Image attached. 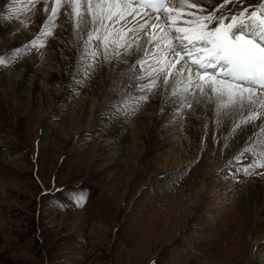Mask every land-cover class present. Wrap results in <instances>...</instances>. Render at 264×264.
<instances>
[{"label":"rangeland","instance_id":"1","mask_svg":"<svg viewBox=\"0 0 264 264\" xmlns=\"http://www.w3.org/2000/svg\"><path fill=\"white\" fill-rule=\"evenodd\" d=\"M40 3L23 12L14 5V12L27 14L30 21L19 23L17 34L33 35ZM17 15L0 19V26L7 30ZM72 21L61 16L48 24L45 29L52 35L43 47L28 46L18 55L0 47L17 61L6 58L0 65V264H247L258 253L264 263V176L256 174L264 171L256 167L248 174L240 168V185L233 191L231 165L222 162L242 151L244 137L234 141L230 121L221 130L213 126L215 118L197 119L199 113H169L164 119L154 106L164 95L160 88L135 111L124 110L118 91L121 97L91 113L87 85L72 82L71 72L66 77L57 68L68 60L74 70L73 56L81 51L65 34ZM6 30L4 37L14 44L17 35ZM30 59L39 60L34 66L38 78L58 74L53 86L42 83L37 92L31 78L21 85L15 65ZM62 92L68 106L55 100ZM106 112L121 118L115 127L111 120L97 126L95 118ZM156 119H164L156 140L161 150L140 154L122 149L123 139L131 140L135 131L149 141ZM110 127L122 132L112 142ZM84 134L91 140L82 146ZM202 138L207 139L204 147ZM165 159L168 173L159 175ZM169 177L176 180L165 189L162 183ZM249 185L256 188L248 192ZM198 193L214 217L212 227L196 226L204 208L191 220L183 209L185 198Z\"/></svg>","mask_w":264,"mask_h":264},{"label":"snow or ice","instance_id":"2","mask_svg":"<svg viewBox=\"0 0 264 264\" xmlns=\"http://www.w3.org/2000/svg\"><path fill=\"white\" fill-rule=\"evenodd\" d=\"M38 3L11 0L0 19L16 15L13 5L23 12ZM43 12L39 35L13 49L17 55L43 47L52 35L45 26L61 15L74 20L78 71L113 70L124 110H137L160 88L165 116L199 113L197 119L215 118L217 127L230 121L229 135L245 140L234 159L256 157L243 169L248 174L264 168V0H44Z\"/></svg>","mask_w":264,"mask_h":264},{"label":"bare ground","instance_id":"3","mask_svg":"<svg viewBox=\"0 0 264 264\" xmlns=\"http://www.w3.org/2000/svg\"><path fill=\"white\" fill-rule=\"evenodd\" d=\"M40 2H42V3H40L39 4V9H38V11H39V15L37 16V17H35L36 19V22L33 24V22H32V26L34 27V28H30L31 30H32V32H33V35L32 36H30V35H25V34H22V33H19V34H17L18 33V30H19V27H20V25H19V23H22L23 24V22L24 23H28V22H30V21H28V19H25L26 18V16H27V14L26 15H17L18 13H16V15L18 16V19L16 20V21H11V26L10 27H7V30H6V28L3 26V27H1L0 26V47L1 48H4V51L5 52H7V54L9 55V54H11L12 52H13V49L14 48H23L25 45H27L28 44V41L29 40H31V39H34L36 36H38L39 35V33H40V30H41V27H42V24H43V22L47 19V14H45L44 12H43V2H44V0H40ZM212 2H213V4H215V3H219L220 2V0H212ZM6 3H11V0H0V11H6V13H8V11L6 10V8H5V4ZM50 4H51V0H50ZM14 8H16L14 5L12 6V11L14 12ZM20 14V13H19ZM15 15V16H16ZM37 15V14H36ZM62 17H63V19H65L64 18V16L63 15H61ZM20 19V20H19ZM25 19V20H24ZM32 20V19H31ZM28 21V22H27ZM71 21V20H70ZM73 22V21H72ZM1 23V22H0ZM46 26H48V25H46ZM45 26V27H46ZM5 30L6 31H8V35H11V34H13V35H17V37H15V42H14V44L12 43V42H10V41H8L7 40V38L6 37H4L5 35H3L4 34V32H5ZM75 29H74V22L73 23H71L69 26H67L66 27V29H65V34L66 35H68L69 37H73L74 39L72 40V41H74V42H76V44L77 43H79L78 42V38H77V36H76V34H75ZM53 42V41H52ZM56 44V43H55ZM57 49L60 47V45L59 44H57V46H55ZM24 49H27V48H24ZM5 52H2V51H0V56H3V57H5V59L7 58V59H10L9 60V62L11 63V64H15L17 61H16V58L15 57H6V56H4V54H5ZM55 58V57H54ZM73 58H75L76 59V63H75V69L74 70H72V68L70 67V62L71 61H68L67 60V62H65V63H62V62H59V64H58V66L59 67H57V68H59V72L60 73H62L63 74V76H66V77H68V74L71 72L72 73V75L74 76V78H73V80H72V82H75V81H79L78 82V85H81V86H83L84 85V83H85V85H87V88H85V90H86V97H87V100H88V102H89V104H90V106H91V104H92V107H91V113H93V111H94V107L95 106H100V105H105L106 103H108V102H111V101H115L118 97H121V95H118V88H117V86H118V84H120L121 83V79L119 78V77H117L116 76V74H115V72L113 71V70H111L108 66H105V67H103L102 69H99L98 71H96L95 72V74H93V75H91V76H86V75H84V74H82V71H78V67H79V64H80V52L78 53V54H76V55H74L73 56ZM56 59V58H55ZM30 60H32V62H30V61H26V63H23V64H20V63H17V65H15V70H21L20 72H21V75H22V77H23V81L21 80V85L23 86L24 85V81L25 80H28L29 78H31V79H33V80H35L36 81V83H35V90L38 92V90L40 89V86H41V84L43 83L44 85H46V86H53L54 84H55V82L57 81V78H59L58 77V74L56 73V74H52V73H49V74H47L46 76H45V78H38V76L35 74V72H34V66H36L37 64H38V62H39V60L38 59H30ZM54 60H52L51 59V62H53ZM73 63V62H72ZM50 65V64H49ZM121 70H123V69H121ZM81 76H83V80H79V78L78 77H81ZM3 77V76H2ZM2 77H0L1 79H2ZM4 79V78H3ZM82 81V82H81ZM70 84H71V81H70ZM70 84H69V86L68 87H70ZM67 85H68V83H67ZM22 86H20V87H22ZM76 86V85H75ZM84 87V86H83ZM81 88L79 87V90H80ZM116 90H117V92H116ZM121 92V91H120ZM123 94V93H122ZM66 94H65V92H62V93H57V97H56V101L58 102V103H65V105H67L68 106V102L69 101H67V99H66ZM123 96V95H122ZM111 99V100H110ZM108 105H110V104H108ZM97 106V107H98ZM154 106H156V110H157V112H161V108H160V104L158 103V101L154 104ZM114 107V106H113ZM127 112V111H126ZM111 114V113H110ZM106 115L107 116H105L104 115V118L102 117V118H98V117H96L95 118V122H97L96 124H97V126H101L102 124L103 125H106L107 123H108V121L109 120H111L113 123H112V126L111 127H115V125H117V123L120 121V117H117L116 115V118L117 119H113V116H108V114H107V112H106ZM118 115V114H117ZM169 115V114H168ZM168 115L167 116H165V115H163L164 117V119L166 118V117H168ZM99 116V115H98ZM164 119H156L155 121V127H154V130H152L149 134H148V132L146 133V135L148 134V136H149V141H144L143 142V137H141L142 135H141V133L140 132H133L134 133V135H133V138H131V140H130V138H126L128 141L125 143V139H123V141H122V149L124 150V149H126V148H132V150H134V151H136V152H140V154H142L143 152L145 153V152H156L157 150H158V148L161 150V145L160 144H156V140L157 139H159L158 137H157V134H158V128H159V125H160V123L161 122H163L164 121ZM203 119V118H202ZM211 119V118H210ZM205 120V119H204ZM212 122H213V126L214 125H216V127H217V124H216V122H215V120L213 119V120H211ZM209 122V121H208ZM226 122V121H225ZM125 123H127V122H125ZM203 123H204V121H203ZM228 123H229V121H228ZM257 123H259V122H257ZM111 124V123H110ZM120 124V123H119ZM123 124V123H122ZM230 124V123H229ZM109 125V124H108ZM119 126V125H118ZM117 126V127H118ZM212 126V125H211ZM228 125H227V123H225V124H223L221 127H217L218 129H221V130H225L226 129V127H227ZM230 126V125H229ZM228 126V127H229ZM110 127V128H111ZM215 127V126H214ZM109 128V127H108ZM121 128V127H120ZM119 128V129H120ZM216 128V129H217ZM204 129V128H203ZM215 130V129H214ZM110 131V130H109ZM112 131V132H111ZM111 135L109 136V140H108V142L110 141V142H112V141H114V138L118 135V133H122V132H115V129H114V131H113V129L111 128ZM225 132V131H224ZM223 133V132H222ZM43 135H45L46 136V133L44 132L43 133ZM129 136V135H128ZM89 137V135H85L84 134V136L82 137L83 139L81 140L82 142H83V144H82V146L83 145H85V144H87L91 139H89L88 138ZM130 137V136H129ZM218 137V136H217ZM207 138V137H206ZM206 138H202V147H204L203 146V142L204 141H206L207 139ZM219 138V137H218ZM217 138V139H218ZM219 140V139H218ZM159 141V140H158ZM220 141V140H219ZM219 141H217V143L219 142ZM221 141H223V139L221 140ZM151 145H153V146H151ZM219 146V145H218ZM221 146V145H220ZM206 147V146H205ZM209 148V147H208ZM240 148V147H239ZM43 149V146H41L40 147V150H42ZM206 149V148H205ZM224 149V148H223ZM236 150H238V149H236ZM235 150V151H236ZM122 151V150H121ZM204 151V150H203ZM240 151V150H239ZM238 151V155H239V152ZM228 154V153H227ZM234 153H232L231 154V156L229 157V156H227V157H225L223 160H222V162H224L225 164H230L231 166V169H232V173H229V172H227V173H229V175H231L232 177H235L234 178V180H233V182H232V184L230 185V186H232V188H233V191H237L238 190V187H239V185H240V181L239 180H237L238 178H236V177H239V179H241V176H240V168H241V171L244 169V168H247V167H245V166H247L248 164H250V163H253V161L256 159V158H250V156H245V157H243L241 160H236V159H234V155H233ZM226 156V155H225ZM167 161V159H165L164 160V162H162V164L160 165V167L158 168V174L159 175H162V174H164L165 172L166 173H168V170H169V161L168 162H166ZM173 165L172 166H174L175 164L176 165H179V163H176V162H174V163H172ZM158 165V164H157ZM171 165V164H170ZM205 166V165H204ZM243 168V169H242ZM258 168H260V167H258ZM237 169H239V171H237ZM264 171V168H262L261 169V171ZM173 177V176H172ZM172 177H169V179H168V181H166V182H170V184L168 185V186H166L165 184H166V182L165 183H162V185L163 186H165V189H171L172 187H173V184H174V182H175V180L176 179H172L171 180V178ZM207 181H209V180H207ZM208 184L210 183V182H207ZM205 186V185H204ZM253 185H249V186H247L246 187V189L248 190V192H249V190H250V188L252 187ZM254 188H256L255 186H253ZM263 191H264V189H263ZM187 196V195H186ZM182 200V199H181ZM184 201H186V202H184V203H187L188 205L187 206H185L183 209L185 210V212H186V214H187V218H188V220H191V219H194V218H196V213L197 212H199L200 210H202V208H204L203 209V215L202 216H197V218H200V219H198L196 222L198 223V224H196V226H204V225H208L209 227H212L214 224V217L212 218V217H210L211 215H209V213H208V209H205V207L208 205L207 203H206V201H204V198L202 197V195L200 194V193H198V195H196V196H194V197H192L191 195H190V197L188 198H185V200ZM183 202V201H182ZM237 203H239V201H237ZM251 205V204H250ZM209 206V205H208ZM180 209H181V207H179ZM178 208V209H179ZM238 208H241V205L239 204V207ZM237 209V208H236ZM242 209V208H241ZM251 211V210H250ZM175 215H177V213L175 212ZM239 216V215H238ZM202 218V219H201ZM243 219V218H242ZM247 220V219H246ZM261 221V220H260ZM248 222V221H247ZM246 222V223H247ZM202 223V224H201ZM200 224V225H199ZM245 224V223H244ZM241 225H243V224H241ZM181 226V225H180ZM179 226V227H180ZM240 228H241V226H240ZM242 230V229H241ZM243 231V230H242ZM241 238V237H240ZM258 238V237H257ZM262 243L260 244V245H258V243L256 242V243H254V247L256 246V245H258V248L259 247H261V245L263 244V241L262 240H260ZM260 241H258V242H260ZM255 242V241H254ZM253 243V242H252ZM263 246V245H262ZM230 249V248H229ZM263 249V250H262ZM253 250V249H252ZM226 253V252H225ZM260 253H264V246H263V248H260ZM259 255V253L258 254H256L255 256H252L251 258H250V260L248 261V263L247 264H264L263 263V261L262 260H259L258 259V256ZM233 257H235V256H233ZM230 258V257H229ZM260 258V257H259ZM232 261V260H231Z\"/></svg>","mask_w":264,"mask_h":264}]
</instances>
